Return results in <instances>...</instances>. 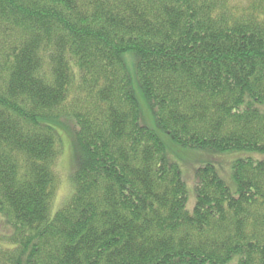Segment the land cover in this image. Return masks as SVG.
I'll list each match as a JSON object with an SVG mask.
<instances>
[{
  "label": "trees",
  "instance_id": "obj_1",
  "mask_svg": "<svg viewBox=\"0 0 264 264\" xmlns=\"http://www.w3.org/2000/svg\"><path fill=\"white\" fill-rule=\"evenodd\" d=\"M0 264H264V0H0Z\"/></svg>",
  "mask_w": 264,
  "mask_h": 264
},
{
  "label": "rangeland",
  "instance_id": "obj_2",
  "mask_svg": "<svg viewBox=\"0 0 264 264\" xmlns=\"http://www.w3.org/2000/svg\"><path fill=\"white\" fill-rule=\"evenodd\" d=\"M63 139H64V143L62 147V155L60 157L57 167V171L60 176V184L58 186V190L54 200L55 208H53V213H55L56 210L59 208V206L57 205L60 204L62 201H64L71 192V184L68 180V175H69L70 167L72 165L73 149H72L71 140L66 134L64 135ZM187 178L189 179V181L191 180L190 173L187 174ZM190 193L192 197L190 196ZM190 193H189L188 207L192 208L194 204V192L192 190V187L190 188Z\"/></svg>",
  "mask_w": 264,
  "mask_h": 264
}]
</instances>
